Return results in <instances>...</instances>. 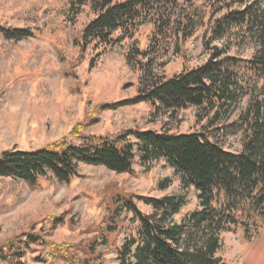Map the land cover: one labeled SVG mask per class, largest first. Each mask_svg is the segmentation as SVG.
Instances as JSON below:
<instances>
[{"label":"rangeland","instance_id":"rangeland-1","mask_svg":"<svg viewBox=\"0 0 264 264\" xmlns=\"http://www.w3.org/2000/svg\"><path fill=\"white\" fill-rule=\"evenodd\" d=\"M177 3L180 11L174 12L172 20L182 22H172L160 34L155 24L147 21L112 46L91 42L82 47L79 35L94 16L90 4L73 13L69 0H0V27L32 31V36L21 40L6 38L0 32V153L34 150L63 137L78 143L77 128L84 135L96 136L127 130L203 131L224 149L240 151V132L218 131L222 123L209 125L212 113L200 118L196 107L171 115L154 111L146 101L115 106V102L132 99L143 89L142 69L177 74L203 64L214 45L241 60L252 55L251 44L241 45L226 36L210 39L214 19L241 8L239 1ZM185 15L193 23L188 36ZM114 36L120 37V32ZM254 79L251 73L245 74V90L252 89ZM258 98L264 99V89ZM249 99L250 93H246L234 105L229 122ZM129 139L134 140L133 136ZM197 193L163 159L145 166L138 156L132 172L80 164L78 175L67 182L42 178L32 186L0 175V246L14 238L22 250L24 235L34 233L40 241H52L59 247L51 249L38 241L23 249L22 256L0 259V264H70L64 257L73 253L82 256L88 250L100 264H118L117 248L135 234L138 222L130 211L115 215L117 196H129L139 211L159 220L160 214L141 197H182L185 204L170 217L171 223H180L188 213L200 209ZM219 239L216 256L223 264H263L264 224H250L247 231L241 226L223 230ZM3 249L7 251L6 246Z\"/></svg>","mask_w":264,"mask_h":264},{"label":"trees","instance_id":"trees-1","mask_svg":"<svg viewBox=\"0 0 264 264\" xmlns=\"http://www.w3.org/2000/svg\"><path fill=\"white\" fill-rule=\"evenodd\" d=\"M237 1L243 4L241 8L225 11L214 19L210 39L226 36L239 40L241 45L251 44L253 53L249 59L230 56L214 45L203 64L180 73L167 76L142 69L146 83L143 89L132 99L115 102V106L146 101L154 111H167L171 115L180 109L196 107L201 112L200 118L212 113L209 125L222 123L218 131L240 132V151L224 149L203 131L127 130L96 136L84 135L77 128L78 143L63 137L34 150L2 151L0 175L34 186L42 178L67 182L78 175L80 164L129 173L135 156L145 166L163 159L198 191L200 209L188 213L180 223H171L170 217L185 204L182 197H141L160 214L159 220L155 215L139 211L129 196H117L115 215L130 211L138 222L135 234L126 237L117 248L118 264H223L216 256L221 231L236 226L247 231L250 224H264V99L258 98L264 89V2ZM87 3L94 16L79 35L78 44L82 47L91 42L102 47L112 46L121 36L131 35L147 21L155 24L158 34L172 22H182L172 20L179 9L177 0H69L73 13ZM183 17L188 28L185 36H188L193 23L186 15ZM181 27H184L182 23ZM0 32L14 40L32 36L30 29L23 28L1 26ZM115 32H120V37H115ZM246 73L255 76L250 91L244 88ZM246 93H250L247 105L229 122L234 105ZM24 236L23 249L40 241L34 233ZM40 242L51 249L59 248L52 241ZM3 245L7 251L0 246V259H12L24 253L14 238ZM89 253L93 252L85 251L82 256L73 253L64 258L70 264H100Z\"/></svg>","mask_w":264,"mask_h":264}]
</instances>
